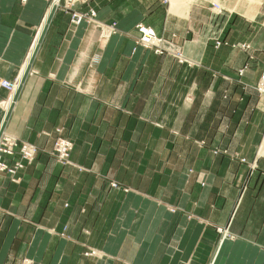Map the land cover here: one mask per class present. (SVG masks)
<instances>
[{
  "label": "crops",
  "instance_id": "1",
  "mask_svg": "<svg viewBox=\"0 0 264 264\" xmlns=\"http://www.w3.org/2000/svg\"><path fill=\"white\" fill-rule=\"evenodd\" d=\"M250 1L0 0V80L24 71L5 128L39 148L20 181L0 173V264H264V0ZM89 9L117 32L71 21ZM138 23L169 52L137 44ZM57 127L74 165L49 152Z\"/></svg>",
  "mask_w": 264,
  "mask_h": 264
},
{
  "label": "built area",
  "instance_id": "2",
  "mask_svg": "<svg viewBox=\"0 0 264 264\" xmlns=\"http://www.w3.org/2000/svg\"><path fill=\"white\" fill-rule=\"evenodd\" d=\"M74 3V0H52L53 7H61L64 10H69ZM71 21L73 23H80L85 21L86 23H91L97 26L100 29L101 37L108 38L113 33L117 32L116 22L106 23L100 20L97 17V11L95 9H89L86 12L81 11H72L71 12ZM139 35L137 36L136 43L150 47L154 49L156 53H164L169 50L164 46V39L157 35L155 29L150 25L145 23H138L136 27ZM38 30L35 34L37 36ZM36 39V38H35ZM222 42L218 41L216 47H219ZM242 47H248V45H243ZM179 61L185 59V55L182 51H176L174 53ZM245 70V67L239 69V72L242 74ZM24 71L20 73L14 79H1L0 86L8 90V96L0 100V107L3 111V118L0 122V173H6L10 175L13 181H20V173L30 164L33 163L36 153L39 148L36 144L21 139L20 137L10 133L5 128V119L9 111L15 104L16 95L22 84V77ZM257 88L260 91H264V70L257 84ZM56 134L53 141V145L50 151L54 153L57 157L56 159L59 163L71 164L73 160L71 158V152L74 147V142L72 139L66 137L62 133V128H56ZM241 161L246 162V159L243 157ZM251 168L256 166V163L248 162ZM82 168V167H81ZM115 185V182H112ZM97 250L94 248L88 249L86 255H96ZM20 264H40L33 258L23 257L20 260Z\"/></svg>",
  "mask_w": 264,
  "mask_h": 264
},
{
  "label": "rangeland",
  "instance_id": "3",
  "mask_svg": "<svg viewBox=\"0 0 264 264\" xmlns=\"http://www.w3.org/2000/svg\"><path fill=\"white\" fill-rule=\"evenodd\" d=\"M248 1H250V0H248ZM254 1H250L249 2V5H252L254 8H256L257 7V5H254ZM212 8H213V13H215L217 16L218 15H222V13H223V11H224V9H223V7L219 4V3H217V2H214L213 4H212ZM213 21H214V18L212 19ZM214 37V42H215V46H216V43L218 42V41H220V42H222V43H225L226 42V39L225 38H223L222 37V35L220 34V35H214L213 36ZM234 45H238V46H240V47H242L243 45H246V43H240V42H238V43H235ZM248 45V44H247ZM243 48H247V47H243ZM240 69V68H239ZM239 71V70H238ZM258 83H259V81H258ZM257 83V84H258ZM8 91V90H7ZM8 96V94L5 96V97H2L0 100H2V99H4V98H6ZM61 128V127H60ZM62 132H63V128H62ZM65 136V135H64ZM67 137V136H66ZM69 138V137H68ZM53 151V150H52ZM52 151H49L52 155H54L55 156V158L57 157L54 153H52ZM214 152H217V150H214ZM246 159V158H245ZM246 162H247V160H246ZM255 162V161H254ZM250 163H252V162H250ZM256 163V162H255ZM71 164H73L74 165V162L73 163H71ZM77 167H79V168H81L82 166H77Z\"/></svg>",
  "mask_w": 264,
  "mask_h": 264
}]
</instances>
